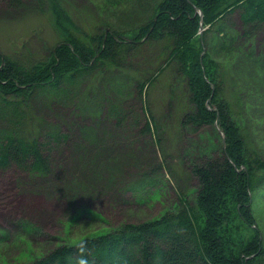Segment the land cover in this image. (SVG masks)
<instances>
[{"label":"rangeland","instance_id":"1","mask_svg":"<svg viewBox=\"0 0 264 264\" xmlns=\"http://www.w3.org/2000/svg\"><path fill=\"white\" fill-rule=\"evenodd\" d=\"M40 1L12 6L0 0V50L28 65L48 57L62 39L48 0ZM64 1L76 23L93 36L90 41L110 25H140L152 12L151 0ZM225 20L239 34L248 31L238 11ZM249 31L254 50L241 36L236 46L246 45V52L264 58V23ZM168 46L141 42L115 68L99 64L65 91L41 93L22 110V133L34 136L56 126L67 137L46 150L54 166L48 176L29 175L13 164L0 168V264H25L24 253L40 256L58 244L193 204L198 181L192 167L220 155L224 139L218 125H182L193 105ZM223 54L216 59L226 60ZM237 58L235 69L226 73L223 94L237 117L245 115L249 149L264 160V82L258 65L246 63L245 51ZM242 84L239 98L251 108L237 97L236 85ZM255 91L262 97L253 96ZM252 208L264 238L263 183L253 192ZM252 233L246 227L244 235Z\"/></svg>","mask_w":264,"mask_h":264},{"label":"trees","instance_id":"2","mask_svg":"<svg viewBox=\"0 0 264 264\" xmlns=\"http://www.w3.org/2000/svg\"><path fill=\"white\" fill-rule=\"evenodd\" d=\"M23 1L10 3L19 6ZM65 4L64 0L45 3L62 37L48 57L28 65L0 50V168L13 164L32 176L50 175L54 166L46 150L67 135L56 126L34 136L22 133V110L41 93L65 91L99 64L115 68L123 62L122 55L147 41L169 44V57L187 80L193 110L183 117L182 125H218L224 142L220 155L193 165L198 181L193 204L183 203L155 218L124 223L75 243L58 244L40 256L24 253L29 258L24 263L80 264L82 257L86 264L263 263L264 238L252 202L253 192L264 184V160L250 151L245 115L234 114L223 85L227 71L235 69L231 66L241 60L237 57L244 51L246 63L258 65L259 81L264 82V58L255 56L249 31L264 23V0H151L147 21L110 25V30L105 29L94 41ZM236 11L248 28L242 34L225 20ZM202 27L207 28L201 32ZM239 36L247 38L252 51L246 52V45L236 46ZM222 52L227 58L221 62L216 58ZM138 86L144 88L143 84ZM243 86L236 85L238 98ZM253 96L262 97L257 91ZM239 100L244 104L241 96ZM246 106L253 105L247 101ZM147 129L151 130L149 122ZM246 227L253 230L248 238L244 235Z\"/></svg>","mask_w":264,"mask_h":264},{"label":"clouds","instance_id":"3","mask_svg":"<svg viewBox=\"0 0 264 264\" xmlns=\"http://www.w3.org/2000/svg\"><path fill=\"white\" fill-rule=\"evenodd\" d=\"M84 247H85V246H84L83 244L80 246L81 251L84 250ZM80 264H86V261L83 259V257H82L81 260H80Z\"/></svg>","mask_w":264,"mask_h":264},{"label":"water","instance_id":"4","mask_svg":"<svg viewBox=\"0 0 264 264\" xmlns=\"http://www.w3.org/2000/svg\"><path fill=\"white\" fill-rule=\"evenodd\" d=\"M203 29H204V28H203ZM203 29H202V30H203ZM107 32H108V30H107Z\"/></svg>","mask_w":264,"mask_h":264}]
</instances>
